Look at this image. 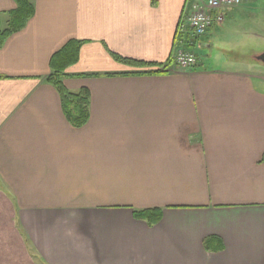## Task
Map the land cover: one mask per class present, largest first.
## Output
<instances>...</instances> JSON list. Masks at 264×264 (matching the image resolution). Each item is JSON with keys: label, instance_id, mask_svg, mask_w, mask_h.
Returning <instances> with one entry per match:
<instances>
[{"label": "crops", "instance_id": "1", "mask_svg": "<svg viewBox=\"0 0 264 264\" xmlns=\"http://www.w3.org/2000/svg\"><path fill=\"white\" fill-rule=\"evenodd\" d=\"M195 1L31 0L0 44V189L39 264H264V78L206 67L196 51L175 63ZM258 2V13L223 6L204 35H259ZM15 8L0 0L1 29ZM69 41L63 84L89 91L80 126L46 79ZM149 208L161 211L153 224L134 214Z\"/></svg>", "mask_w": 264, "mask_h": 264}, {"label": "rangeland", "instance_id": "2", "mask_svg": "<svg viewBox=\"0 0 264 264\" xmlns=\"http://www.w3.org/2000/svg\"><path fill=\"white\" fill-rule=\"evenodd\" d=\"M238 6H242L245 9L254 7V9H251V13L254 11L258 13V7H263V4L257 3V0H241ZM261 26L259 35L255 36L238 28L231 31L230 37H226L224 34H217L208 40L204 33L201 38L206 41H212L213 48L210 51V48L202 47L198 44L194 45L193 48L197 52L198 62L206 67H211V62H213L216 67L226 69L225 71H243L255 76V80L257 79V73H260L264 78V65L251 57L264 51V21ZM213 53L217 56L213 55ZM0 264H39L36 259L33 260L32 258L30 242L24 233L22 225L17 220L16 206L6 192L1 189Z\"/></svg>", "mask_w": 264, "mask_h": 264}, {"label": "trees", "instance_id": "3", "mask_svg": "<svg viewBox=\"0 0 264 264\" xmlns=\"http://www.w3.org/2000/svg\"><path fill=\"white\" fill-rule=\"evenodd\" d=\"M16 8L10 12L8 27L0 28V44L13 31L23 27L27 19L33 13V4L31 0H14ZM78 44L74 41L67 42L61 49L54 53L50 60L51 72L46 78L52 85L55 86L59 93L61 103L66 117L74 126L84 124L88 118L87 104L89 100V91L87 88H80L78 91H70L62 81V74L65 69L74 64L77 60ZM113 57L118 62L129 65L135 68V72H159L161 69L153 68L160 65L149 64L144 61L122 57L118 54H113ZM134 72V71H133ZM264 158V155H263ZM160 209L149 208L143 210H135L134 214L137 218L145 220L149 224L155 223L160 217Z\"/></svg>", "mask_w": 264, "mask_h": 264}, {"label": "built area", "instance_id": "4", "mask_svg": "<svg viewBox=\"0 0 264 264\" xmlns=\"http://www.w3.org/2000/svg\"><path fill=\"white\" fill-rule=\"evenodd\" d=\"M241 0H197L188 13L179 20L177 41L179 46L173 59L181 67L195 64L196 55L191 48L201 34L210 26L212 20L221 21L223 16L218 9L225 5H236Z\"/></svg>", "mask_w": 264, "mask_h": 264}, {"label": "water", "instance_id": "5", "mask_svg": "<svg viewBox=\"0 0 264 264\" xmlns=\"http://www.w3.org/2000/svg\"><path fill=\"white\" fill-rule=\"evenodd\" d=\"M199 46H202V47H209L210 44H209V43H205V42H200V43H199ZM253 58H254L256 61H259V62H261V63L264 65V51L261 52V53H258V54L253 55Z\"/></svg>", "mask_w": 264, "mask_h": 264}]
</instances>
